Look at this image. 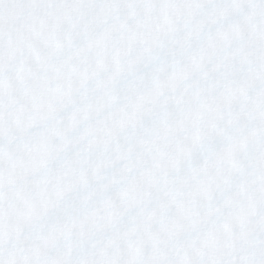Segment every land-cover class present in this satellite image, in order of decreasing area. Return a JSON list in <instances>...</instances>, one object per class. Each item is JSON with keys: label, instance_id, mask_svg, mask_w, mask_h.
<instances>
[{"label": "snow or ice", "instance_id": "6c2138e0", "mask_svg": "<svg viewBox=\"0 0 264 264\" xmlns=\"http://www.w3.org/2000/svg\"><path fill=\"white\" fill-rule=\"evenodd\" d=\"M0 264H264V0H0Z\"/></svg>", "mask_w": 264, "mask_h": 264}]
</instances>
